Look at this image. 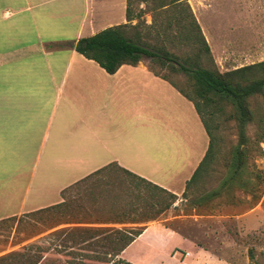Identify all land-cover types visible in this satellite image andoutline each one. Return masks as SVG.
<instances>
[{"label":"crops","instance_id":"crops-1","mask_svg":"<svg viewBox=\"0 0 264 264\" xmlns=\"http://www.w3.org/2000/svg\"><path fill=\"white\" fill-rule=\"evenodd\" d=\"M128 1L0 0V152L12 154L5 162L0 155V166H19L30 153L41 159L49 140L47 155L69 156V166H45L53 184L44 182L40 191L52 188L60 199L40 209L63 202L66 189L107 166L180 195L207 154L210 138L193 102L144 61L109 74L73 48H47L128 24ZM187 3L214 59L264 60V0H235L233 26L240 35L216 44L199 19L210 1ZM67 171L74 175L66 182ZM27 201L26 191L17 211L0 220L33 212ZM182 238L154 221L120 257L130 264H162L147 254L158 259L169 241Z\"/></svg>","mask_w":264,"mask_h":264},{"label":"rangeland","instance_id":"rangeland-1","mask_svg":"<svg viewBox=\"0 0 264 264\" xmlns=\"http://www.w3.org/2000/svg\"><path fill=\"white\" fill-rule=\"evenodd\" d=\"M209 1L211 9H203L199 19L213 42L216 44L223 36H239L238 29L233 26L235 0ZM130 2L136 19L126 28L129 37L161 55L164 52L171 54L178 63L188 67L213 66L211 56L196 34L193 20L188 17L191 12L197 20L191 3H188L189 10L184 3L173 4L172 0ZM141 10L143 13L138 17ZM183 16L187 18L185 21L181 20ZM213 61L221 73H226L264 60L213 58ZM144 62L179 89L192 94V81L173 62H150L148 59ZM249 102L254 120L247 126V136L257 149L259 126L264 117V96H255ZM215 112L212 118L216 136L215 158L184 193L177 195V199L172 200L164 192L137 189L122 170L108 169L79 181L63 193L62 197L73 202L75 211L68 224L33 218L28 213L0 220V259L27 254L26 258L37 264H127L120 257L122 253L118 257L105 254L111 248L105 235H94L116 229L140 230L154 222L109 223L113 219H123L131 202L134 207H142L148 202L173 201L172 208L156 221L177 232L184 240L169 241L158 259L154 252L147 254L154 258V263L161 260L162 264H180L182 261L186 264H264V157L252 150L242 173V181L247 182L250 189L254 186V192L239 188L236 183L224 185L231 173L227 162L239 145V129L231 106H223ZM37 141L41 143L42 139ZM259 147L264 150V140ZM49 148L50 140L40 154L41 159L37 160V155L30 153L23 156L19 166H0V193L3 192L0 194V215L17 211L26 191V209H40L57 197L51 192L52 188H48V192L40 191L44 182L53 184L52 170L51 175H46L45 166L58 163L69 166L66 162L69 156L47 155ZM9 154L0 152L2 162L11 158L12 154ZM73 175L67 171L65 181ZM215 190H220L218 197L209 202L202 201ZM9 192L15 197H10ZM73 233L78 242L71 241Z\"/></svg>","mask_w":264,"mask_h":264},{"label":"trees","instance_id":"trees-1","mask_svg":"<svg viewBox=\"0 0 264 264\" xmlns=\"http://www.w3.org/2000/svg\"><path fill=\"white\" fill-rule=\"evenodd\" d=\"M172 3H184V5L190 10L187 0H172ZM142 11L143 10H141L137 15L138 17L141 16L143 13ZM188 17L193 20V26H195L196 34L201 43L204 45L205 51L211 56V61L213 63L212 67H202L199 65L195 67H188L178 63L177 58L167 52L162 54L165 58L163 59V56L159 52L151 50L136 41V39L128 36L126 28H128L129 24L104 29L95 35L81 38L74 44L68 42L50 43L47 45V48L50 50L73 48L86 59L96 62L109 74H115L123 65L136 66L146 59L150 60V62H173L174 65L178 66V70L187 75L192 81V94L179 89L176 85L171 82L170 83L184 97L193 102L210 138V145L207 154L192 179L187 183L186 190L198 179L202 171L208 167V165L215 158L216 136L214 134V126L212 124V118H214L216 114L215 110H222L223 106H231L234 109V118L238 123L239 145L233 150L232 156L227 162L231 173L228 180L224 182V185L231 186L236 183L239 188L254 192V186L250 189L247 182L242 181V173L246 168L247 160L252 150L264 157V150L259 147V144L264 140V117L261 120V125L259 126L258 140L256 142L258 145L257 149L253 147L252 142L247 136V126L254 120V113L250 107L249 101L255 96H264V61L258 64L244 66L226 73H221L213 61L210 48L196 18L191 12ZM135 19L136 17L132 15V3L129 0L127 8V21L129 23ZM186 19L187 18L185 16L181 18L182 21H185ZM154 73L155 75L161 77L156 72ZM161 78L167 80L164 77ZM114 167L122 170L130 178V181L137 189H146L148 191L156 190L166 193L172 200L177 199L176 194H173L168 190L133 174L132 172L121 169L119 166H107L85 179L96 174L99 175L103 171ZM219 195L220 190H215L205 196L202 201L209 202ZM63 199L64 201L59 204L33 211L28 213V215L37 219L60 221V223L62 222L68 224L71 221L69 218H72L75 215V211H73L72 208L73 202L67 201L64 196ZM130 204L131 207L129 208L128 214H124L123 219H113L109 223L135 224L138 221H156L161 215L172 208L173 201L164 203L148 202L142 207H134L132 202ZM140 210L142 211L140 212ZM143 231L144 229H116L108 232L96 233L94 236L99 237L101 235H105L104 239L111 244L110 250L105 252V254L111 255V257H118L143 233ZM71 237V241L78 242L74 233ZM26 256L27 254H13L7 258L0 259V264H37L36 262H33L31 258H26Z\"/></svg>","mask_w":264,"mask_h":264}]
</instances>
